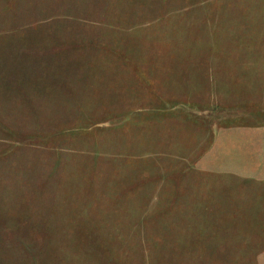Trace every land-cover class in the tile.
<instances>
[{
    "label": "rangeland",
    "instance_id": "1",
    "mask_svg": "<svg viewBox=\"0 0 264 264\" xmlns=\"http://www.w3.org/2000/svg\"><path fill=\"white\" fill-rule=\"evenodd\" d=\"M0 264H264V0H0Z\"/></svg>",
    "mask_w": 264,
    "mask_h": 264
}]
</instances>
